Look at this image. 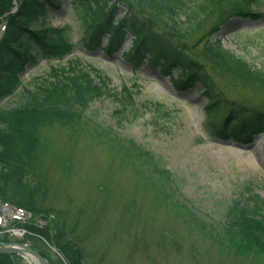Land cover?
<instances>
[{
	"label": "rangeland",
	"instance_id": "1",
	"mask_svg": "<svg viewBox=\"0 0 264 264\" xmlns=\"http://www.w3.org/2000/svg\"><path fill=\"white\" fill-rule=\"evenodd\" d=\"M50 1L44 6L47 23L70 25L75 49L60 62L35 56L18 75L16 93L0 99V109L17 106L22 90L39 86L52 66L78 62L98 71L102 96L73 125L42 129L36 146L42 205L76 228L83 263L264 264V253L248 251L228 224L231 207L249 203L250 196L264 200V132L244 145L212 133L234 100L264 109V88L242 86L200 56L203 40L211 37L264 71V0L252 6L255 17L230 18L218 30L209 19L183 38L205 64L207 88L200 81L178 87L173 73L123 59L121 52L131 47L128 33L112 54L105 38L98 48H86L80 41L82 2ZM113 12L122 17L125 8L117 4ZM126 89L132 93L128 101ZM42 249L47 264H58L57 248L47 243ZM31 261L23 257L22 264Z\"/></svg>",
	"mask_w": 264,
	"mask_h": 264
},
{
	"label": "trees",
	"instance_id": "2",
	"mask_svg": "<svg viewBox=\"0 0 264 264\" xmlns=\"http://www.w3.org/2000/svg\"><path fill=\"white\" fill-rule=\"evenodd\" d=\"M15 1L0 0V20L6 22L0 42V99L16 93L20 86L18 75L29 61L35 62V56L60 62L74 51L76 44L70 35V25L56 28L47 23L44 6L46 2L52 3L50 0H18V10L10 14ZM258 1L80 0L86 14L80 26L83 29L80 41L92 50L107 38L104 47L112 54L120 49L128 33L131 47L122 55L134 65L145 60L149 66H159L162 73L175 74L178 87L200 81L207 88L211 86L205 64L192 54L183 38L192 29L205 27L209 19L214 20L212 29L218 30L230 18L255 17L252 6ZM117 4L125 8L122 17L114 15ZM203 42L200 56L219 74L242 86L264 88V71L224 50L218 39L209 37ZM50 71L39 86L22 90L17 106L0 109V199L24 207L32 214V221L25 224L31 233L21 240L34 241L33 248L42 254L43 245L51 243L62 254L58 264H84L76 228H68L51 209L42 205L44 177L36 166V146L42 129L56 124L71 126L79 121L94 100L102 96L103 83L95 80L96 69L78 62L52 66ZM127 99H132L129 89L123 100ZM230 106L212 130L213 135L247 143L264 131V109L243 106L235 100ZM249 199V203L239 202L231 207L228 224L242 235L248 251L262 254L264 200L255 196ZM40 220L43 225L37 222ZM0 240L9 241V238L3 235ZM22 259L19 255L4 254L0 255V264H22Z\"/></svg>",
	"mask_w": 264,
	"mask_h": 264
},
{
	"label": "built area",
	"instance_id": "3",
	"mask_svg": "<svg viewBox=\"0 0 264 264\" xmlns=\"http://www.w3.org/2000/svg\"><path fill=\"white\" fill-rule=\"evenodd\" d=\"M5 24H0V39L5 31ZM31 214L24 208L0 200V237L23 238L28 229L20 224L29 220ZM14 223V224H13Z\"/></svg>",
	"mask_w": 264,
	"mask_h": 264
},
{
	"label": "water",
	"instance_id": "4",
	"mask_svg": "<svg viewBox=\"0 0 264 264\" xmlns=\"http://www.w3.org/2000/svg\"><path fill=\"white\" fill-rule=\"evenodd\" d=\"M19 255L31 259L35 264H47L45 258L37 250H34L30 244L19 241L0 242V255Z\"/></svg>",
	"mask_w": 264,
	"mask_h": 264
},
{
	"label": "bare ground",
	"instance_id": "5",
	"mask_svg": "<svg viewBox=\"0 0 264 264\" xmlns=\"http://www.w3.org/2000/svg\"><path fill=\"white\" fill-rule=\"evenodd\" d=\"M29 260V259H28ZM31 263L33 264V261H31ZM35 264V263H34Z\"/></svg>",
	"mask_w": 264,
	"mask_h": 264
}]
</instances>
